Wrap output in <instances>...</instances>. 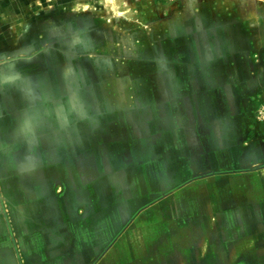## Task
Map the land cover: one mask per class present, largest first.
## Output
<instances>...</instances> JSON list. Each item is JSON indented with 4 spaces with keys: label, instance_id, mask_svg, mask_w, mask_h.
<instances>
[{
    "label": "rangeland",
    "instance_id": "rangeland-1",
    "mask_svg": "<svg viewBox=\"0 0 264 264\" xmlns=\"http://www.w3.org/2000/svg\"><path fill=\"white\" fill-rule=\"evenodd\" d=\"M250 82L264 139V0H0V264L19 248L9 235L47 250L64 215L70 235L119 202L127 120L151 134L154 121L222 119ZM50 150L87 160L95 190L69 191Z\"/></svg>",
    "mask_w": 264,
    "mask_h": 264
},
{
    "label": "crops",
    "instance_id": "crops-1",
    "mask_svg": "<svg viewBox=\"0 0 264 264\" xmlns=\"http://www.w3.org/2000/svg\"><path fill=\"white\" fill-rule=\"evenodd\" d=\"M252 84L244 85L245 92L236 88L238 102L232 110L219 109L222 119L204 114L197 125L190 121L183 127L173 119L164 126L154 121L148 134L141 121L126 117L135 142L126 134V181L119 202L102 206L105 217L76 220L70 235L72 224L64 215L58 235H43L47 250L25 252L19 241L31 235H9L19 248L15 255L5 250L7 261L16 264L27 253L35 260L24 264H264V167L258 166L264 161V139L250 110ZM64 135L71 141V134ZM77 156L50 150L48 163L63 178H75L69 191H93L98 174L93 178L88 161ZM112 176L106 174L111 187ZM228 176L234 182L226 184ZM63 202L62 207H72ZM101 205L91 204V213Z\"/></svg>",
    "mask_w": 264,
    "mask_h": 264
}]
</instances>
